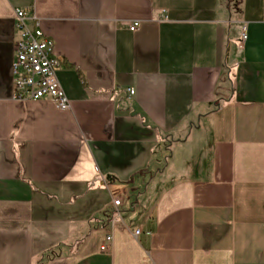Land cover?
I'll return each instance as SVG.
<instances>
[{
    "label": "crops",
    "instance_id": "crops-1",
    "mask_svg": "<svg viewBox=\"0 0 264 264\" xmlns=\"http://www.w3.org/2000/svg\"><path fill=\"white\" fill-rule=\"evenodd\" d=\"M16 10L67 110L11 97ZM0 264H264V0H0Z\"/></svg>",
    "mask_w": 264,
    "mask_h": 264
},
{
    "label": "built area",
    "instance_id": "built-area-1",
    "mask_svg": "<svg viewBox=\"0 0 264 264\" xmlns=\"http://www.w3.org/2000/svg\"><path fill=\"white\" fill-rule=\"evenodd\" d=\"M15 17L19 38L15 43L11 62V97L14 100L50 99L59 110H67V98L56 77V70L61 63L55 55L54 42L44 35L35 16L32 17V26H27L22 10H16ZM162 20H167L165 14L162 15ZM138 25L137 21L132 22L128 25V30L133 32ZM242 39H245V35ZM128 93L132 95L134 92L128 90ZM112 203L114 207H118L121 200L114 199ZM140 233V229L135 231V235ZM111 242V235H107L100 249L107 251Z\"/></svg>",
    "mask_w": 264,
    "mask_h": 264
}]
</instances>
